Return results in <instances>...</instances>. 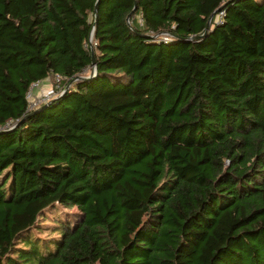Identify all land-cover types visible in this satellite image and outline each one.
<instances>
[{
	"label": "trees",
	"instance_id": "trees-1",
	"mask_svg": "<svg viewBox=\"0 0 264 264\" xmlns=\"http://www.w3.org/2000/svg\"><path fill=\"white\" fill-rule=\"evenodd\" d=\"M0 264H264V0H0Z\"/></svg>",
	"mask_w": 264,
	"mask_h": 264
},
{
	"label": "built area",
	"instance_id": "built-area-1",
	"mask_svg": "<svg viewBox=\"0 0 264 264\" xmlns=\"http://www.w3.org/2000/svg\"><path fill=\"white\" fill-rule=\"evenodd\" d=\"M222 15H223V12H220L218 14V16L216 17V22H221ZM89 44L90 46L95 44V42L93 41L92 35H90ZM74 79L78 80L77 76ZM42 81L43 80H37L33 82L26 92L25 97L28 101L29 110H32L42 104H45L49 102L53 97L63 93L62 91L63 88L60 89V77L59 76H56V78L54 79V83L51 85V87L44 91H40V86H41ZM70 84L71 83L69 82L66 87H68Z\"/></svg>",
	"mask_w": 264,
	"mask_h": 264
},
{
	"label": "rangeland",
	"instance_id": "rangeland-1",
	"mask_svg": "<svg viewBox=\"0 0 264 264\" xmlns=\"http://www.w3.org/2000/svg\"><path fill=\"white\" fill-rule=\"evenodd\" d=\"M164 35V34H163ZM160 38L162 39H166L164 36L161 37L159 36ZM159 37H156V38H159ZM91 70H89L88 74L90 73ZM82 76H86V75H82ZM56 78V77H55ZM53 80L54 78L53 77H49V78H46L45 80H43L41 82V86H40V91H44L48 88L51 87V85L53 84ZM38 91V92H40ZM5 127V126H4ZM8 126L6 125L5 128H7ZM48 214V217H46V220L45 221H40L42 224H45L44 226V232L43 233H48V232H52L54 229L52 228L53 227V224H54V219L60 215V217L62 219H67V220H71L73 221L74 219H78L81 215V212L79 210V208L77 206H71V207H64L62 205H56V209L54 212H48L46 213Z\"/></svg>",
	"mask_w": 264,
	"mask_h": 264
},
{
	"label": "water",
	"instance_id": "water-1",
	"mask_svg": "<svg viewBox=\"0 0 264 264\" xmlns=\"http://www.w3.org/2000/svg\"><path fill=\"white\" fill-rule=\"evenodd\" d=\"M96 7H97V2H96ZM95 9H96V8H95ZM135 9H136V4H135L134 7L132 8L131 12L127 15V22H128L129 25H130V19H131V16H132L131 13H133ZM214 13H215V12H214ZM214 13L211 14V16L209 17L204 32H203L202 34H200V35H193V36L189 37L190 40H193V39H199L200 37L204 36V35L208 32V30H209V28H210V24H211V19H212V16L214 15ZM92 34H93V32L91 33V35H92ZM143 36H144L145 38H152V37H155V36L146 35V34H144ZM91 56H92V69H91L90 73L87 74L86 76H80V75H79V76H77L78 79L85 80V79H89V78H91L92 75H94L96 67H95V57H94V52H93V50H91ZM66 88H67V87H66ZM42 107H43V106H42ZM42 107H40L39 109H41Z\"/></svg>",
	"mask_w": 264,
	"mask_h": 264
}]
</instances>
